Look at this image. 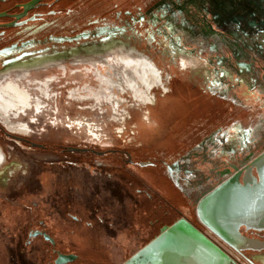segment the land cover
<instances>
[{"label":"rangeland","instance_id":"obj_1","mask_svg":"<svg viewBox=\"0 0 264 264\" xmlns=\"http://www.w3.org/2000/svg\"><path fill=\"white\" fill-rule=\"evenodd\" d=\"M27 1L1 2L0 13ZM30 17L36 19L0 26V51L20 47L0 54V79L29 90L43 106L11 113L10 120L28 124L27 135L0 124V264H54L49 243L26 242L28 228L40 221L60 252L77 256L70 264H123L182 216L220 240L237 264H248L196 215L201 192L221 178L187 195L161 160L187 163L203 179L223 169L231 148L264 150V0H47ZM127 44L159 70L151 103L142 104L124 80L123 90L99 82V73L119 80L116 70L143 60L121 52ZM24 52L37 55L6 67ZM118 183L122 192L113 194ZM151 186L170 192L173 204Z\"/></svg>","mask_w":264,"mask_h":264},{"label":"water","instance_id":"obj_2","mask_svg":"<svg viewBox=\"0 0 264 264\" xmlns=\"http://www.w3.org/2000/svg\"><path fill=\"white\" fill-rule=\"evenodd\" d=\"M3 1L6 0H0V2ZM42 1L30 0L24 3L21 6L23 11L13 15V17L18 20L25 18ZM5 16H8L7 13H0V18ZM18 25L12 22L5 26L15 27ZM11 136L15 139L24 140L36 145V143H32L23 137ZM69 149L76 152L91 151L97 155L118 151H98L89 148L73 147ZM234 169L235 173L232 174L229 171L227 174H224L223 180L198 197L195 202L196 215L200 223L237 252L259 250L261 248V242L247 238L242 234L241 229L245 227L247 230L264 231V150L258 155H251L249 157V163L242 169L238 167ZM184 235L192 239L208 242L206 237L196 230L186 217L182 216L172 225L164 227L158 236L123 264H133L146 256L149 251L161 245L167 238H175L178 236L184 238ZM44 236L47 240L54 242L47 234H44ZM169 255H166V252H161L157 256L160 258L161 256ZM75 258L74 255H60L56 260V264L67 263Z\"/></svg>","mask_w":264,"mask_h":264},{"label":"bare ground","instance_id":"obj_3","mask_svg":"<svg viewBox=\"0 0 264 264\" xmlns=\"http://www.w3.org/2000/svg\"><path fill=\"white\" fill-rule=\"evenodd\" d=\"M118 48L121 52L128 53L130 56H140L141 52L136 47H126L125 45H120ZM33 56V55H31ZM128 56V55H127ZM126 56V57H127ZM143 56V55H142ZM143 56L139 58L138 64H134L132 60L130 62L131 67L124 66V71L120 73L116 70L115 76H118L119 80L112 81L108 77L102 78V74L99 73V82H105L108 84L109 88L118 86L120 89H124L123 80L128 89H130L136 97H139L142 104L151 103L152 96L150 97V92L154 87H158L161 84V75L158 72L157 68L154 66L150 59H145ZM128 59V58H127ZM131 59V58H130ZM129 59V60H130ZM57 62L49 63V66L46 68H51V66L57 65ZM117 63H108V66H121ZM125 64V63H124ZM129 64V65H130ZM107 66V67H108ZM122 67V66H121ZM120 67V68H121ZM109 70V68H108ZM110 71V70H109ZM128 71H132L133 75L131 76ZM112 73V72H111ZM117 73V74H116ZM96 74V73H95ZM106 75V74H103ZM27 73L21 72L18 75L20 82L23 83ZM4 78L0 79V119L4 121L6 127L9 131L16 134L27 135L30 132L28 124H24L20 121L14 122L10 120L11 113L15 117H21V114H26L28 110L35 108L37 112L43 110L42 103H34L32 93L29 90L22 88L19 84L14 82H5ZM50 80L45 82V85L49 87ZM140 88L142 90H140ZM105 91V90H104ZM106 93V92H105ZM104 93V94H105ZM98 95V93H97ZM100 95V94H99ZM98 95V96H99ZM45 98H50L51 95L46 91L43 93ZM107 94L105 97L107 98ZM113 99V95H111ZM102 97V96H101ZM110 102V100H109ZM118 104V102H117ZM5 161V156L2 152L0 146V167ZM188 220V219H187ZM189 221V220H188ZM189 223L198 230L203 236L206 237L205 241H200L198 239H192L188 236H183L184 238L178 236L175 238H167L161 245L157 246L155 249L148 252V254L141 259L137 260L133 264H230L231 259L229 256L214 242H212L202 231L196 228L190 221ZM180 239V240H179ZM161 252H166L170 254L169 256H161L158 258V254Z\"/></svg>","mask_w":264,"mask_h":264},{"label":"flooded vegetation","instance_id":"obj_4","mask_svg":"<svg viewBox=\"0 0 264 264\" xmlns=\"http://www.w3.org/2000/svg\"><path fill=\"white\" fill-rule=\"evenodd\" d=\"M6 1H8V0H6ZM6 1H3V2H6ZM46 1L47 0H43L40 3V5H38L35 9H37L41 5L45 4ZM23 4L24 3L15 4V8L18 10V12L14 11L15 8L13 10L10 9L9 11H4L5 13H7L8 16H5V17L0 18V19H8V22L0 23V26H5V25H7L9 23H12V22H15L16 24H19L18 26H22V25H24L26 23L33 22L36 19V17H30L29 19H26V18L35 9L31 10L28 13V15L25 18H23V19L18 20L15 17H13V15L19 14V13H21L23 11V8L21 7ZM87 35H88L87 33L80 34V35L77 36V38L78 39L86 38ZM67 40L71 41L70 38H68ZM23 45H26V43H24ZM101 45H98V46H101ZM127 45L129 47L131 46L129 44H127ZM18 48H20L18 45H12V47H6L5 49H2L0 51V54H9V53L13 52L14 50H16ZM81 48H83V46H81L80 48L73 47L71 49H81ZM68 51L69 50H63V51L58 50L57 54H63V53L67 54ZM46 52H50V51H46ZM46 52H43V53H46ZM43 53H41L38 56H42ZM141 54L143 56H145L147 59H150V58H148V56H146L142 52H141ZM31 55H37V54L30 53V52H24L21 56H19L17 58H14V59L8 60L6 62V67L11 65V64H14L16 62H21L23 60H26V59L30 58ZM150 62L153 63V61L151 59H150ZM237 80H239V77H237ZM209 86H210V88L212 89L213 92H219L217 90V88H216V85H214L213 83L210 84ZM0 124L3 125L5 127V129L8 131V129L6 127V124L1 119H0ZM8 132L11 133L10 131H8ZM11 134H13V133H11ZM244 141L248 142V140H242V146H244V144H245ZM263 141H257V140L255 141L254 140L253 144L254 145L255 144H259V143H262ZM251 145L252 144H250V146ZM247 147L248 146H246V149L243 152L240 151L241 148H239V147L237 149H232L231 148L230 153L232 155V158H228V159L226 158L225 159L224 164L221 166V167H223V169L220 170L219 166L215 167V168H212L211 169V175H208V176L204 177L203 179H200V177L199 178H194L193 177L195 175L194 171L193 170H189L187 168V166H188L187 163L181 162L179 160H175V161L170 162L168 164H167L166 160H161V165L166 167V164H167V167H166L167 172L171 176L173 181L177 185H179L183 189V191H185V193L187 195H190L191 193H194V192H196L198 190H201L205 186V184L210 183L214 178H221V180H223L224 179L223 175L227 174L229 171L232 174L235 173V169H234L235 167H238L239 169H242L244 166H246L249 163V157L254 154V152L252 150H250L249 147L248 148ZM130 161H132V159H130ZM183 174H186V177L183 176ZM189 177H191V179H189ZM182 180L184 181V185L181 183ZM95 188H96V186H95ZM110 188H111V192L113 194H118V193L121 194V192H122V188H121V185L119 183L115 184V185H112ZM97 190L100 191V188H98V186H97ZM202 193L203 192H201V195H202ZM13 205L19 206V204L18 205L17 204H13ZM75 220L78 221L79 219L75 218ZM190 222L196 228H198L200 231H202L212 242H214L218 247H220L229 256V258L231 259V263L230 264H237L235 262V260L231 257L229 252L226 249H224V247L221 245L220 240H218V242H217L215 240L216 238H213L212 236H210L208 233H206L201 228H199L197 225H195L192 221H190ZM241 232H242V234L244 236H246L249 239L260 241L261 242V248L259 250H255V251L247 250V251L237 252L236 250L231 248L229 245L228 246L232 250L237 252L248 264H264V231L247 230L245 227H242ZM44 234H47L48 236H50V238L54 242H52L50 240H47L45 238ZM21 236H22V233L19 234V240L22 239ZM37 239H40V240L42 239V240L46 241L47 243H49L52 246L53 252L56 255V259L54 260V264H56V260L59 258L60 255H74V254L62 253V252H60L59 249L56 248L57 247V245H56L57 242H56L55 238L53 237V235L48 230L47 225L45 223H43V221H40L38 225L31 226V227L28 228L27 241H26L28 246L32 245V243L34 241H37ZM74 256L76 257L74 260H72L70 262H67V263H63V264H70V263H73V262L77 261V256L76 255H74Z\"/></svg>","mask_w":264,"mask_h":264},{"label":"crops","instance_id":"obj_5","mask_svg":"<svg viewBox=\"0 0 264 264\" xmlns=\"http://www.w3.org/2000/svg\"><path fill=\"white\" fill-rule=\"evenodd\" d=\"M169 177L171 178V176L169 175ZM150 186V185H149ZM152 188L153 192H155L159 197H161L163 200H167L169 203L173 204L172 201L170 200L172 197L170 194V192L168 191H159L158 189L153 188L152 186L150 187Z\"/></svg>","mask_w":264,"mask_h":264}]
</instances>
